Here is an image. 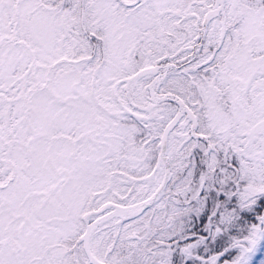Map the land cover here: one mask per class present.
I'll use <instances>...</instances> for the list:
<instances>
[{
	"label": "snow or ice",
	"instance_id": "snow-or-ice-1",
	"mask_svg": "<svg viewBox=\"0 0 264 264\" xmlns=\"http://www.w3.org/2000/svg\"><path fill=\"white\" fill-rule=\"evenodd\" d=\"M0 264H264V0H0Z\"/></svg>",
	"mask_w": 264,
	"mask_h": 264
}]
</instances>
